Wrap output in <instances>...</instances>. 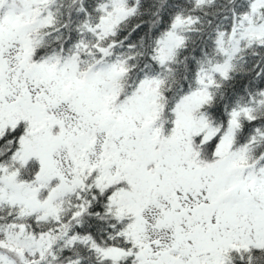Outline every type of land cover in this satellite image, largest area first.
I'll return each instance as SVG.
<instances>
[{"label":"snow or ice","instance_id":"6c2138e0","mask_svg":"<svg viewBox=\"0 0 264 264\" xmlns=\"http://www.w3.org/2000/svg\"><path fill=\"white\" fill-rule=\"evenodd\" d=\"M0 264H264V0H0Z\"/></svg>","mask_w":264,"mask_h":264}]
</instances>
